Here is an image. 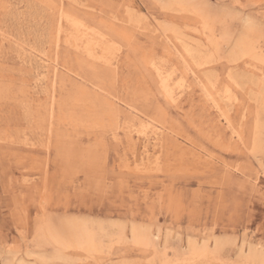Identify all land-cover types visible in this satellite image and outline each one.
I'll return each mask as SVG.
<instances>
[{
    "label": "rangeland",
    "instance_id": "374dc122",
    "mask_svg": "<svg viewBox=\"0 0 264 264\" xmlns=\"http://www.w3.org/2000/svg\"><path fill=\"white\" fill-rule=\"evenodd\" d=\"M187 1L207 18L205 32L198 14L171 6L172 0H0V264H264V0ZM60 6L64 28L75 21L82 34L77 47L64 36L58 49L47 40ZM129 18L142 26L126 23ZM176 31L193 47L204 44L195 54L197 74L222 96L232 88L228 107L221 106L224 113L230 109L233 128L189 71L177 87L185 67L174 47ZM84 38H94L92 59ZM242 38L260 55L240 56ZM47 56L61 69L56 97L62 112L50 141L37 115L49 100ZM78 57L94 61L101 76L79 67ZM149 58L169 76L177 104L162 93ZM108 60H118L114 76ZM67 66L71 75L63 73ZM82 81L90 99L80 93ZM92 84L122 101V117L130 115L131 103L167 130L147 136L135 130L131 147ZM85 107L89 117L79 118ZM256 116L260 148L253 154ZM74 219L96 233L100 251L65 247L57 256V244L45 236ZM132 225L149 229L152 245L131 242ZM188 242L207 243L213 257L188 262Z\"/></svg>",
    "mask_w": 264,
    "mask_h": 264
},
{
    "label": "bare ground",
    "instance_id": "6f19581e",
    "mask_svg": "<svg viewBox=\"0 0 264 264\" xmlns=\"http://www.w3.org/2000/svg\"><path fill=\"white\" fill-rule=\"evenodd\" d=\"M172 3V4H171ZM170 3V5H174V4H177V5H181L182 8H185V10H188V11H192L194 12L195 14H198L201 18H202V22H203V31L205 32V30H207V28L209 29L208 27V21H207V18L202 16L198 11H195V9L193 10L191 7V4L189 5V2L187 0H172V2ZM53 5V4H52ZM166 6V5H164ZM46 7V6H45ZM55 8V7H54ZM168 8V7H167ZM92 9V8H91ZM183 10V9H182ZM56 14L58 16L57 20H56V23L55 25H51L52 27V30L50 31L49 35H48V41H50V44H53L56 46V48L58 49L59 48V45L61 43V39L62 37L64 36V42H69V45H74L77 47V43L76 41L81 39L82 38V34H80V32L78 33V31L76 30V26L73 24L75 21L74 19H70V21H74L71 25V27L69 28H64L63 26V19L64 17H67V14L66 12L64 11V8L62 6L58 7L57 10H56ZM82 16V15H80ZM69 19L66 21H69ZM81 21V20H80ZM126 23L130 24V25H133L134 26H142V23H137V24H134V23H131L132 20L127 19L125 20ZM92 24V23H91ZM75 26V27H74ZM210 26V25H209ZM213 26V25H211ZM113 31H116L115 27L112 26ZM82 29V28H81ZM157 28H154V31L156 30ZM123 31V30H122ZM156 32V31H155ZM209 32V31H208ZM211 32V31H210ZM176 34H177V31H176ZM174 35V39H175V42L176 44H174V47H176V52L178 53V55L180 56V58L182 59L183 61V64H184V67H185V72L184 74H182L181 78H180V81L177 82V87H181L182 85H184V81L186 80V75H187V72L189 71L192 75H194L195 77V80L197 82V84L201 87V89L203 90L206 98H208L211 103L213 104V106L216 108V110H218L220 112V114H222V116H224V119L225 121L227 122L228 126L230 128H233L232 124L234 123V119H231V116H229V112H230V109H227L226 110V113L223 112V109H222V106H221V102H223V106L226 108L228 107V99H231V89L229 88V85L226 86V94L224 96L220 95L217 93V91L215 90V84L214 82H212L211 80H209L207 77H205L204 74H202V76L198 75L197 72L195 71L194 67H200V65H198V58L199 57H196V52L199 53V51L201 50V47L202 45L204 46V44L202 43H197L196 45H194L193 47V44L191 43L193 40L192 39H187V38H183L182 36H178L177 35ZM212 34V32H211ZM159 35V34H158ZM165 36V42L169 43L170 42V39L168 38L167 35L165 34H162ZM209 38L207 39L208 40V43L209 44H212L211 43V39H210V36H208ZM213 37V36H212ZM162 38V37H161ZM11 39V38H10ZM85 40L83 42H85V51L87 52L86 54L88 55L89 58H93L94 56V53H95V49H93V46L95 45V41H94V38H91V39H88V38H84ZM215 39V38H213ZM212 39V40H213ZM215 43H217L215 41ZM254 43V42H253ZM252 42H248L245 38H242V40L237 44V47H238V50L237 52H239V55L240 56H247V57H256V55H260L258 53V47L256 45H254ZM136 44V43H135ZM218 44V43H217ZM23 46V45H22ZM197 46L198 47V50H196L197 48L195 47ZM212 46V45H211ZM214 46V45H213ZM208 47V46H207ZM103 49L105 47H102ZM220 46L218 47V50H219ZM25 49V48H24ZM22 50V49H20ZM26 50V49H25ZM30 50V49H29ZM209 50V49H208ZM214 50V49H212ZM28 52V50H26ZM23 52V50H22ZM31 53V52H30ZM201 53V52H200ZM206 53V52H205ZM209 53V52H208ZM21 54V53H20ZM23 55V54H22ZM29 56V55H28ZM202 56V55H201ZM215 56V55H214ZM22 57V56H21ZM27 57V56H26ZM235 57V56H234ZM24 58V57H23ZM30 58V57H28ZM41 58V56H40ZM84 58V56H83ZM83 58H79L77 59V63H78V66L81 67V68H84V65L85 66H88V68L90 69V72L93 76H101L99 74V69L98 67L95 65L94 61L92 62H87L85 61V59ZM96 58V57H94ZM208 58V57H207ZM236 58V57H235ZM264 58V57H263ZM42 59V58H41ZM243 59V58H242ZM200 60V59H199ZM202 61H204L203 59H201ZM233 60V59H231ZM230 60V61H231ZM43 61L46 62V64H43L42 66L46 67L47 70V76L49 77V79L46 81V85H45V88L48 92L49 90V93H48V99L47 100V103H41L39 105V107H42L44 106L43 109L39 108L40 111L38 110V116H39V125L38 126H41V128H44L45 126H47V129H48V132H49V135H48V139L50 141V138L53 136V125H54V119L57 117V120L60 118L61 116V105L57 104V97H56V90H57V87L60 86L59 84V71L61 70L60 69V66L57 62V58H51L50 56H47L46 58L44 57ZM210 62V60H209ZM42 64V63H41ZM88 64V65H87ZM106 64L108 66H110V71H111V74L114 76L117 74V71H118V60L116 62H111L110 60L106 61ZM147 64H149V66L151 67V69L155 72L157 78H158V81H159V87L162 91V93L165 95V97L167 98V100L171 103H174V104H177V97H176V94H175V91L174 89L171 87V84L169 83V76L168 75H165L163 69L161 68L160 65H157L155 62H153L150 58L147 59ZM198 65V66H197ZM204 65V64H203ZM66 66V65H65ZM64 66V68H65ZM206 66V65H205ZM63 68V67H62ZM68 70L67 71H63V73H67L68 75H71L68 71H72V69H70L68 66H67ZM146 68V67H145ZM44 71V70H43ZM229 72V71H228ZM101 73V72H100ZM171 73V72H169ZM180 73V72H179ZM41 74L40 71H37L36 73V76H39ZM102 74V73H101ZM109 74V73H108ZM43 75V74H42ZM170 75V74H169ZM229 79V77H228ZM43 80V78H42ZM108 80V79H107ZM234 80V79H232ZM88 81V80H86ZM86 81H82V88L80 90V93L82 96H85L84 100L86 99H90V96L87 94L88 92V89H87V86L88 83ZM233 82V81H232ZM234 83V82H233ZM235 84V83H234ZM63 84H61L62 86ZM93 85V84H92ZM226 85V84H225ZM251 85V84H250ZM259 85V84H258ZM239 86V85H238ZM260 88V87H259ZM92 89L94 90L95 93L99 94V95H102L104 97V100H102V109L110 116V118L112 120L115 121V129H121L129 143V145L131 147H134L135 146V137H134V131L136 130V132H138L139 134L141 135H144V136H147L149 133L151 134H159L161 135V133L165 132L167 130V128L164 126V123L159 121L158 123L155 121V119L149 115V113L145 112V111H142L140 109H138L136 106H134L133 104L131 103H128L127 106H128V109H129V112H130V115L129 116H124L122 117L121 115V111H120V108H119V103H121L122 101L119 99V98H115L114 96L108 94L105 89L100 86V85H93L92 86ZM44 90V89H43ZM250 93V92H249ZM262 93V92H261ZM147 94V93H146ZM149 94V92H148ZM235 95V94H233ZM264 95V94H263ZM236 98V96H235ZM93 102V101H92ZM94 103V102H93ZM56 104L58 106H56ZM256 105V104H255ZM56 107L60 108L59 110L56 109ZM86 108V107H85ZM42 110V111H41ZM83 110H88L87 108L86 109H83ZM59 111V113L57 114V112ZM217 111V112H218ZM257 111H259L257 109ZM89 111H87V114H81V116H79V118H83V117H89ZM245 113V112H244ZM244 113L242 115V118H244ZM57 114V116H56ZM160 114L162 115V119H164L165 117V110L163 108L160 109ZM29 116V115H28ZM259 116V115H258ZM78 119V118H77ZM160 120V119H159ZM46 124V125H45ZM226 124V123H225ZM45 125V126H44ZM253 139L251 140L250 142V149H251V153H255L259 148H260V124L258 122V118L256 116V120L253 121ZM233 132H236V131H233ZM171 133V132H170ZM237 133V132H236ZM119 134V133H118ZM59 133H56V136H57V140L59 139L58 137ZM114 136H118L117 135V132H114ZM237 136L238 138H241L240 134L237 133ZM240 136V137H239ZM160 139V138H159ZM60 141V140H59ZM181 141V140H180ZM211 149V148H210ZM207 156V155H206ZM139 160V158H138ZM65 219V218H64ZM75 220V219H74ZM72 221V220H71ZM83 222V221H82ZM40 226V225H39ZM45 225L41 226L42 230L44 228ZM134 226V225H132ZM142 226V225H141ZM38 227V226H37ZM140 227V226H139ZM47 228V227H46ZM61 228V227H60ZM146 228V227H145ZM38 229V228H37ZM40 229V227H39ZM38 229V230H39ZM41 232L43 233L44 230ZM131 230V229H130ZM143 230V228H142ZM140 230L138 227L134 226L132 228V231H131V242H133L135 245L137 246H141V247H147L149 246L150 244L152 245L153 241L151 240V234H149V229H147L146 231L147 232H144V230L142 231ZM40 232V231H39ZM45 233V232H44ZM39 234V233H38ZM50 234V235H49ZM125 233H123L124 235ZM44 235V234H43ZM48 235L50 236L51 240L57 244V247H58V250H57V256H60L61 253L60 251L62 252L65 247L66 248H69V247H74V248H77V249H81L83 251H86L88 252L89 254H93L94 252L96 251H100L101 249V246H102V243L98 240V236L96 235V233H94L92 231V229L88 228L87 224H83L81 222H78L76 223V220L75 222H72V223H67L66 226H64L63 228L59 229V230H56V232L54 231H50L47 233V235L45 237H48ZM40 236V235H39ZM42 237V236H41ZM40 237V238H41ZM44 237V236H43ZM42 237V238H43ZM156 237V236H154ZM158 238V237H157ZM42 240V239H41ZM45 240V239H44ZM49 239H47L46 241H48ZM219 242L221 241L220 239H218ZM216 239V241H218ZM194 241V240H193ZM50 242V241H49ZM197 242V241H196ZM196 242H188L189 243V249H188V252L185 253V257H186V260L188 262H193L195 259H200V260H203L202 258L204 257H211V255L209 254L210 253V250L208 249V244L207 243H203L201 244L200 246H198L196 244ZM218 243V242H217ZM215 243V248H216V244ZM158 244V243H157ZM49 245H53V244H49ZM157 246V245H156ZM188 246V245H187ZM220 246V245H219ZM223 246V244H222ZM54 248V246H52ZM159 247V246H158ZM65 248V249H66ZM103 248V247H102ZM148 248V247H147ZM151 248V247H149ZM154 248V246H153ZM164 248V247H163ZM219 248V247H218ZM55 249V248H54ZM70 249V248H69ZM155 249V248H154ZM212 250L214 248H211ZM217 249V248H216ZM221 249V248H220ZM250 249V248H249ZM160 250V248H159ZM219 250V249H218ZM252 250H255V249H252ZM156 251V250H155ZM154 251V252H155ZM217 251V250H216ZM249 251V250H248ZM257 251V250H256ZM64 252V251H63ZM161 252V251H160ZM213 252V251H212ZM243 252V250H242ZM251 252V251H250ZM255 252V251H254ZM56 253V251H55ZM54 253V254H55ZM60 253V254H59ZM184 253V252H183ZM221 253V252H220ZM248 253V252H247ZM53 254V255H54ZM95 254V253H94ZM157 254V252H156ZM251 254V253H250ZM249 254V255H250ZM255 254H258L255 252ZM254 254V256H255ZM247 255V254H246ZM245 255V256H246ZM261 255V253H260ZM259 255V256H260ZM52 256V255H51ZM216 256V255H215ZM54 257V256H53ZM64 257V256H63ZM88 257V255H87ZM90 257V256H89ZM102 257V256H101ZM157 257V256H156ZM164 257V256H163ZM213 257V256H212ZM211 257V258H212ZM46 258V257H45ZM49 258V257H48ZM47 258V259H48ZM51 258V257H50ZM49 258V259H50ZM161 258V256L159 257ZM223 258V257H222ZM252 258V257H251ZM254 258V257H253ZM259 258V257H258ZM257 258V259H258ZM262 257H260L261 259ZM44 259V258H43ZM53 259V258H52ZM50 259V260H52ZM60 259V258H59ZM64 259V258H63ZM164 258H162L163 260ZM167 259V258H166ZM209 259V258H208ZM244 259V258H243ZM259 259V260H260ZM46 260V259H45ZM58 260V258H57ZM153 260V259H152ZM205 260V259H204ZM211 260V259H210ZM246 260V259H245ZM244 260V261H245ZM250 260V259H249ZM252 260V259H251ZM256 260V259H255ZM49 260H47L48 262ZM101 261V260H100ZM220 261V260H219ZM247 261V260H246ZM258 261V260H257ZM262 261V260H260ZM14 262V261H13ZM21 262V261H20ZM19 262V264H20ZM23 262V261H22ZM154 262V261H153ZM158 262V260H157ZM164 262H165V259H164ZM169 262H171V260H169ZM214 262V261H213ZM226 262V261H224ZM252 262V261H251ZM250 262V263H251ZM168 263V262H167ZM249 263V262H248ZM22 264H25V263H22ZM171 264H173L171 262ZM191 264V263H190ZM194 264V263H193ZM207 264V263H205ZM212 264V263H211ZM215 264V263H214ZM220 264V263H219ZM260 264V263H259Z\"/></svg>",
    "mask_w": 264,
    "mask_h": 264
}]
</instances>
